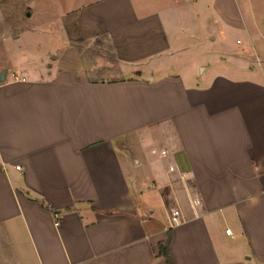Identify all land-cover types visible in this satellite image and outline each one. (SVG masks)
I'll list each match as a JSON object with an SVG mask.
<instances>
[{"label": "crops", "instance_id": "0c3cea01", "mask_svg": "<svg viewBox=\"0 0 264 264\" xmlns=\"http://www.w3.org/2000/svg\"><path fill=\"white\" fill-rule=\"evenodd\" d=\"M61 5L27 7L2 55L0 264H168L169 234L173 264H264L253 0L210 4L207 33L243 31L233 65L188 57L175 6Z\"/></svg>", "mask_w": 264, "mask_h": 264}, {"label": "rangeland", "instance_id": "374dc122", "mask_svg": "<svg viewBox=\"0 0 264 264\" xmlns=\"http://www.w3.org/2000/svg\"><path fill=\"white\" fill-rule=\"evenodd\" d=\"M62 0H0V66L2 61V55L6 49V45L13 42L12 35L14 30L20 26H25L23 22L28 20L32 22L36 18V14L31 18H27V7H34L39 10L40 13L48 12V9L53 6L54 13H59L63 9L61 5ZM212 0H199L197 3L195 0H148L153 5H163L167 7L175 6L177 13L183 15L182 24L187 26L189 17H196V29L199 33V42L193 43L188 50V57L195 59L200 55L210 61L213 59H221L219 56H223L230 65L235 64L238 61V47H243L236 43V39L240 41L244 40L243 31L239 29H230L224 27L221 21L218 23L223 28V37L218 35L217 31L207 33L204 27L207 26V15L210 14V4ZM264 0H253V6L257 11L256 22L264 27ZM45 18L46 15H40ZM217 30L220 28H216ZM10 32V33H8ZM29 40V39H28ZM30 41V40H29ZM244 44V43H243Z\"/></svg>", "mask_w": 264, "mask_h": 264}, {"label": "trees", "instance_id": "16d2710c", "mask_svg": "<svg viewBox=\"0 0 264 264\" xmlns=\"http://www.w3.org/2000/svg\"><path fill=\"white\" fill-rule=\"evenodd\" d=\"M170 240H171V234L168 235V238L164 243H160L159 249H160V254L166 257L168 264H173L169 250Z\"/></svg>", "mask_w": 264, "mask_h": 264}, {"label": "water", "instance_id": "95a60500", "mask_svg": "<svg viewBox=\"0 0 264 264\" xmlns=\"http://www.w3.org/2000/svg\"><path fill=\"white\" fill-rule=\"evenodd\" d=\"M0 78H1V80H4V78H5V73H2V74L0 75Z\"/></svg>", "mask_w": 264, "mask_h": 264}, {"label": "built area", "instance_id": "2783aa9c", "mask_svg": "<svg viewBox=\"0 0 264 264\" xmlns=\"http://www.w3.org/2000/svg\"><path fill=\"white\" fill-rule=\"evenodd\" d=\"M226 233L229 234V235H231V230L230 229H227L226 230Z\"/></svg>", "mask_w": 264, "mask_h": 264}]
</instances>
